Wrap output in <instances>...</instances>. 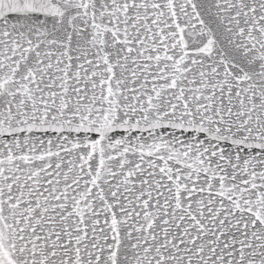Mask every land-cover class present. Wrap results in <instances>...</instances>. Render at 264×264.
Listing matches in <instances>:
<instances>
[{
	"label": "snow or ice",
	"instance_id": "obj_1",
	"mask_svg": "<svg viewBox=\"0 0 264 264\" xmlns=\"http://www.w3.org/2000/svg\"><path fill=\"white\" fill-rule=\"evenodd\" d=\"M0 264H264V0H0Z\"/></svg>",
	"mask_w": 264,
	"mask_h": 264
}]
</instances>
